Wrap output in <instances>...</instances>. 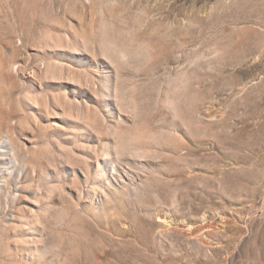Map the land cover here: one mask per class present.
<instances>
[{
  "label": "rangeland",
  "instance_id": "374dc122",
  "mask_svg": "<svg viewBox=\"0 0 264 264\" xmlns=\"http://www.w3.org/2000/svg\"><path fill=\"white\" fill-rule=\"evenodd\" d=\"M0 264H264V0H0Z\"/></svg>",
  "mask_w": 264,
  "mask_h": 264
}]
</instances>
